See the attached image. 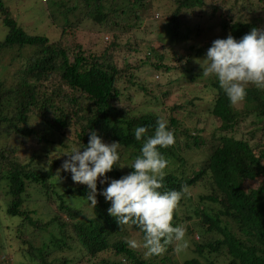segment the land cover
Here are the masks:
<instances>
[{
	"label": "trees",
	"instance_id": "16d2710c",
	"mask_svg": "<svg viewBox=\"0 0 264 264\" xmlns=\"http://www.w3.org/2000/svg\"><path fill=\"white\" fill-rule=\"evenodd\" d=\"M231 1L240 0H17L10 6L19 16L18 23L0 0V30L3 31L0 61L4 60L5 50L13 54L14 48L20 52L33 48L15 80L7 83L1 76L4 72L0 75V186L7 187L0 195L10 197L5 209L0 196L2 264H73L68 256L73 242L87 254L86 262L74 264H124L104 259L94 261L109 250L124 254L132 264H168L169 251L175 243L161 256L144 257L128 246L127 237L120 235L128 227L139 232L140 241L143 234L135 226L119 227L103 202L97 201L95 205L96 219L43 220L37 209L30 206L37 201L26 196L28 186L34 184L40 192L55 198L59 208L73 218L79 209L71 199H87L89 190L86 185L73 187L70 171L61 170L62 163L68 159L63 154L73 147L64 142L71 123L78 126L73 127L83 141L77 146L81 152L88 144L90 133L95 131L102 141L108 139L119 142L120 148L132 149L134 160L143 139L154 134L160 118L167 120L175 136L173 146L158 148L169 161L165 187L160 191L187 188L174 211L172 224L182 225L179 213L184 211L187 219L197 218L194 226L202 236L199 242L192 240L191 249L204 261L194 257L184 264H264V149L258 150L259 143H253L264 130V91L250 85L245 100L232 106L218 81L202 74L203 58L214 40L231 35L238 41L253 28L264 29V6L257 9L250 2L235 10L228 8L227 13L217 16ZM30 2L51 13H47L50 14L47 18L53 33L24 30L20 7ZM64 3L68 9L66 14L80 8L85 10L82 18L76 16L72 23L68 20L59 24L50 6L54 4L60 11ZM84 21L97 27L90 29V33L98 35L95 48L99 54L75 42ZM167 40L171 50L160 55V66L170 71L174 68L169 65L170 61L181 65L184 59L180 50L188 52L183 74L189 80H201L200 91L207 92V96L214 94L212 108L207 112L200 106L203 102L200 103L199 88L187 101L189 109L177 113L180 117L174 109L180 106L167 107L163 103L165 93L161 96L150 93L154 101L162 102L154 107L139 112L133 109L134 105L124 107L122 101L130 96L126 95L127 87L122 86L121 78L129 72L128 67H134L132 59L138 57H129L128 53L136 50L155 55L152 47L155 41ZM7 66L0 65L3 71ZM132 76L129 72V77ZM171 85L167 81L165 86ZM196 115L198 119L207 115V121L213 116L219 123L213 126L215 143L207 160L198 159L187 174L184 148L207 146L199 132L191 134L183 129L185 121ZM240 115L241 119H237ZM250 115L254 119L246 120ZM140 126L148 132L137 141L135 129ZM181 140L184 148L180 147ZM26 146L31 147L29 156L23 160L13 157L15 147ZM52 153L56 156L47 166L44 160ZM132 171L127 165L122 169L117 164L106 176L120 179ZM255 180H259L255 187L244 186ZM105 184L97 180V190ZM63 248L66 252H62Z\"/></svg>",
	"mask_w": 264,
	"mask_h": 264
},
{
	"label": "clouds",
	"instance_id": "9594fccd",
	"mask_svg": "<svg viewBox=\"0 0 264 264\" xmlns=\"http://www.w3.org/2000/svg\"><path fill=\"white\" fill-rule=\"evenodd\" d=\"M42 1L47 2V0ZM77 36L79 37V33ZM96 42L94 44H97ZM153 46L157 54L160 45L157 47L154 43ZM141 54H144L143 63L149 64L155 70L157 75L154 77L158 78L162 74L169 75V71L160 66L162 53L153 60L154 55L149 51L132 50L128 53L129 57ZM203 60L204 66H201L203 76L214 77L218 81L220 89L226 94L232 106L239 105L245 100L246 89L250 85L264 91V29L253 28L249 34L238 41L231 35H228L226 39L214 40ZM203 99L205 102L203 101L200 106L207 112L212 108L214 94L206 95ZM199 119H203V116ZM237 119H241V115ZM156 125L154 134L147 139H143L148 132L146 127L140 126L135 129V139L137 141L143 139V143L139 155L127 165L133 171L120 179L109 181L106 176V173L112 171L120 160L118 152L120 143H105L95 131L90 133L88 144L82 152L81 147L75 146L65 152L63 155L68 159L61 165V170L70 171L74 183L87 186L89 190L87 199L93 208L97 204L98 178H103L100 179L101 184L108 183V186L100 193L106 201L111 202V207L107 210L108 214L116 219L119 227L135 226L140 230L143 234L142 241L129 239L126 243L131 249L143 248L148 258L163 255L167 247L173 243L177 253L188 247L185 239L186 229L183 226L174 227L172 224L174 211L187 192V188L180 191H160L165 187L164 178L167 175L169 161L158 148L173 146L174 132L169 130L168 122L163 118L157 119ZM262 163L264 165V161ZM116 255L121 258V263L127 264L128 259L124 254ZM197 256L195 258L201 260L200 254ZM167 262L178 264L171 257Z\"/></svg>",
	"mask_w": 264,
	"mask_h": 264
},
{
	"label": "rangeland",
	"instance_id": "374dc122",
	"mask_svg": "<svg viewBox=\"0 0 264 264\" xmlns=\"http://www.w3.org/2000/svg\"><path fill=\"white\" fill-rule=\"evenodd\" d=\"M17 0H3L5 6L7 5V7L9 8L10 13L12 14V16L15 17L16 21L19 23L18 19L19 16L16 15V13L13 12V10L11 9L10 3L16 2ZM252 3L254 6L257 7V9H260L259 7L264 6V0H248V2L246 0H240V1H236L233 2L231 1L230 5L225 6L223 9H221L220 11H218L216 13V15H222L223 13H227L226 9L231 8L232 10H235L236 8L241 6L246 5L247 3ZM8 3V4H7ZM66 3H64V8L62 10H58L59 7L55 6L54 4H52L51 10H52V15H61L59 17H57V22L60 23H67L68 20L70 23H72V21L76 18V16H78L79 19L82 18V14L85 10H81L78 9L76 11H73L72 13H67ZM22 5V4H21ZM20 5V6H21ZM15 6V5H13ZM18 6V7H20ZM22 8L21 11V16H23L22 21L20 22H24V30L28 33L31 32H46L45 34L49 35V33H53V30L50 26H48V16L51 14L48 11H45L43 9H40V7L33 2L28 3L26 6L24 7H20ZM50 13V14H47ZM217 15V16H218ZM217 18V17H216ZM84 19V18H83ZM82 19V20H83ZM81 20V21H82ZM77 21V20H76ZM74 21V22H76ZM93 27H95V25L93 23H91L90 21H84L81 26L79 27V37L78 39L75 40V42H80L82 43V45H84L85 47H88L90 49L93 48L94 51L98 52V54L100 53V51L98 50V48H95L94 44L97 40H98V35L94 34V33H90V29H92ZM97 29V27H95ZM6 29V27H5ZM7 31V29H6ZM2 29L0 30V36L2 37ZM6 34V33H5ZM5 37V35H4ZM3 37V38H4ZM190 43V41H189ZM155 44L157 47L160 48L156 49L159 50L157 54L154 55L153 59H156L158 57V55L160 53H164V52H169L171 49L167 46L169 45V40H167V42L164 43H160L159 41H155ZM94 46V47H93ZM153 48H155V46H152ZM32 47L31 48H25L23 49L21 52L18 51L16 48L12 49L13 50V54H11L10 50H5L3 53V58L4 60L0 61V65L2 64H7V69L3 71V68L0 67V75L2 74V72H4V76L5 80L7 81V83H10L12 80H15L16 78V74L17 71L19 70V68L21 66H23V64L26 61V57L29 53H32ZM182 56L184 53V59H182V62L180 63L181 65L170 61L169 65H172L174 68L172 70L169 71V75H160V77L156 78L154 77V75H157L154 71V69L152 67L149 66V64H145L143 63L142 60L144 54L139 55L138 57H136L134 60H132V65H134V67L131 68L128 67V71L131 73V75H133L131 78L129 77V72H126L124 76H122V86L126 85V95H129L130 97L127 98L125 97L123 102L124 107H126V105L129 108H132V106L134 105L135 108H133L134 110H136L137 112L142 111L141 109L144 108H149V107H154V105L157 104H161V100H156L154 101L153 98L150 97V93L153 92L155 93V96H161L163 95V93L167 94L165 97V101L163 102L167 107H176V106H180V108H174L176 110V116H179V114H177L178 112L181 114L182 110L183 111H187L189 108H187V106H189L187 104V101L189 99H191V95L192 94H197L201 87H202V81L198 80L197 81H192L189 80L188 77L186 76V74H183V68H184V60L186 61L187 58V54L188 52H184L183 49L180 50ZM17 53L21 54L20 56H17ZM1 56V57H2ZM10 57H12V59H9ZM189 64H187L188 66ZM197 76H199V73L196 74ZM167 81L171 82L172 85L170 87H166L165 85H167ZM124 84V85H123ZM199 88V91H198ZM199 93H201V97L202 100L200 103H202L204 100L203 98L208 94L207 92H204V90L200 91ZM200 97V98H201ZM181 101V102H180ZM184 101V102H183ZM186 101V102H185ZM183 104H185V106H183ZM160 107V106H159ZM239 109V108H238ZM241 109V108H240ZM158 110V108H157ZM206 117L203 116V119H198L197 115L196 118L195 117H189L185 122V126H184V130H187L189 133L191 134H196L197 132H199V135L202 136L203 139H205L207 141V146L205 147H201V148H184L185 146L183 145V140H181V144L180 147L186 149L185 152L183 153V157L186 159V164H185V168H186V173L188 174L191 170V167L194 166V162H196L198 159H206L208 158L209 154L211 153V149L213 148L214 145V140H213V133H215V129L213 126L218 125L219 121L217 118L215 117H211V120L207 121ZM254 119L253 115H250V117L246 120H251ZM72 126L70 127L71 129H69L64 136V142H67L69 144H72V146H79L83 141L81 138H78L76 136V129H74L73 126L78 127L77 125L73 124V122L71 123ZM244 125H249V123L244 122ZM216 127V126H215ZM262 135H258L257 138L253 141L254 144H257L258 146V150L259 149H264V130L261 131ZM104 139V138H103ZM103 142L105 143H112V141H108V139L103 140ZM78 144V145H77ZM31 147H33L31 145ZM31 147L30 149H28V147H23V148H19V147H15L13 150V157H18L20 160H23L26 158V155H30L31 154ZM48 152V151H47ZM47 152H45L44 154H46ZM119 155H120V160L118 161V167L121 165H128V163L133 160L132 156H131V152L132 149H123L120 148L118 149ZM43 154V155H44ZM42 155V156H43ZM54 155L55 154H50L44 161V164L49 166V164L51 162L54 161ZM56 156V155H55ZM62 158V157H61ZM124 166V167H125ZM57 167V166H56ZM60 167V166H58ZM57 167V168H58ZM122 167V169L124 168ZM107 175V174H106ZM100 179L103 178H98V180L100 181ZM112 179V177L109 179V181ZM259 180H255L253 182H246L244 183V186H250V187H255L258 184ZM73 187H80L82 186V184H77L74 183ZM108 186V183L106 182L105 185H103L99 190H97V194H96V200L100 201L101 203L103 202L104 204L108 205V208L111 207V202L110 201H106L105 197L103 195H101V191L106 188ZM7 187L1 185L0 186V193H5V189ZM2 191V192H1ZM2 200H1V205L3 208H7L8 206V200H9V196L8 195H0ZM26 196L29 197V199H31L32 201H37L36 204H32L30 205L32 208H36L39 216L42 217L43 220H49V219H56V221H60L59 219H65V220H72L75 222H81L84 220H92V219H96L97 217V212H96V208L92 206L91 202H89L86 198H82V199H77L76 197L72 198L70 202H76V207H78L79 212L72 218L70 216H68V214L66 213L65 210L60 209L59 208V202L55 199V198H50L48 195L43 194L42 192H40V190L38 189V187H36L34 184H30L27 188V194ZM39 203V204H38ZM75 207V208H76ZM108 208L106 209V211L108 210ZM108 212V211H107ZM179 214H181V226H183L186 229V241L188 242V247L186 249H184L183 251H181L180 253H177L174 249L175 247H173L172 250L169 251V256L174 259L178 264H182L185 260L190 259V258H194V257H198L192 248V240L193 241H201L202 236L199 233V230L196 228V226H194V224L197 222V218H192V219H187L186 216H188L184 211H181ZM190 229H189V228ZM68 228L69 225H68ZM189 229V231H188ZM120 235H124L125 237H127L128 239H135L137 241H140V234L139 232H137L134 229H131V227L128 228H123L121 230V234ZM62 252H66L65 249ZM134 251L138 252V253H142L144 257L145 254L143 253V248H139V249H134ZM69 258L73 259V264L74 262L79 263L81 261L86 262L87 260V254H85L84 252H82V250L80 249L79 245L77 242H73L72 245V249L70 251V254H68ZM99 259H104V261H112V262H117V263H121V258L119 256H117L113 250H109V251H104L102 252L96 259H94V261H98ZM202 261H204L202 258H200ZM211 259V257L209 258ZM93 261V262H94ZM0 264L1 261H0ZM11 264H15L13 262H11ZM105 264V263H104ZM127 264H132L130 262H127Z\"/></svg>",
	"mask_w": 264,
	"mask_h": 264
}]
</instances>
